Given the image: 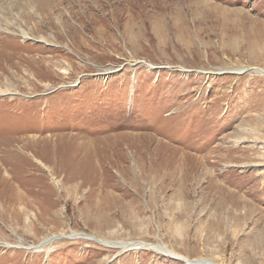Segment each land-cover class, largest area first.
I'll return each mask as SVG.
<instances>
[{"label":"rangeland","instance_id":"rangeland-1","mask_svg":"<svg viewBox=\"0 0 264 264\" xmlns=\"http://www.w3.org/2000/svg\"><path fill=\"white\" fill-rule=\"evenodd\" d=\"M255 69L264 0H0V264H264Z\"/></svg>","mask_w":264,"mask_h":264},{"label":"bare ground","instance_id":"bare-ground-1","mask_svg":"<svg viewBox=\"0 0 264 264\" xmlns=\"http://www.w3.org/2000/svg\"><path fill=\"white\" fill-rule=\"evenodd\" d=\"M24 35H27L26 33H24ZM256 70V72H259V73H261V74H264V71H260V70H257V69H255ZM3 94H7L6 92H3ZM37 160V159H36ZM37 163L38 164H40L41 166H43L44 168H46V169H48L47 168V166H45L41 161H39V160H37ZM53 176V175H52ZM53 178V181H54V183L56 184V185H59L60 184V182L55 178V177H52ZM157 179V178H156ZM146 182V181H145ZM157 183V182H156ZM164 185V184H163ZM141 186V185H140ZM139 186V187H140ZM147 186V185H146ZM167 186V185H166ZM140 189V188H139ZM225 190V189H224ZM219 191V190H218ZM229 191V190H228ZM213 193V192H212ZM220 193H222V192H220ZM219 193V194H220ZM127 194V193H126ZM230 194V192L229 193H227V194H224V196L225 197H227L228 195ZM128 195V194H127ZM217 195V194H216ZM218 196V195H217ZM220 196V198L222 197L221 195H219ZM218 196V197H219ZM218 200V199H217ZM223 200V199H222ZM228 200H231L232 202H233V204H234V206H237V204H241V201L235 196L234 197V194L232 195H230V197L228 198ZM219 201H220V199H219ZM226 204V203H225ZM223 206V205H222ZM221 206V207H222ZM229 206V205H228ZM231 206V205H230ZM225 209H226V206H225ZM235 210H237V209H235ZM232 211V210H231ZM233 213V212H232ZM100 242H102V243H104V241H102V240H100V239H98ZM121 247L122 248H124V249H144V248H152V249H155L157 252H159V253H161V254H163V255H166V256H168V257H171V258H174V259H178V260H181V261H184L186 264H220V263H216V262H214V261H212V260H208V259H197V260H190V259H188V258H186V257H184V256H181V255H178V254H176V253H174V252H172V251H170V250H168V249H166L165 247H162V246H156V245H146V244H144V243H131V244H122L121 245ZM38 248H40V247H33V249H36V250H38Z\"/></svg>","mask_w":264,"mask_h":264}]
</instances>
